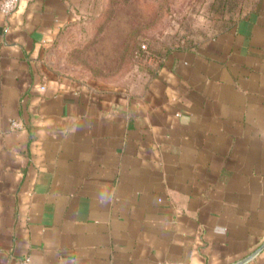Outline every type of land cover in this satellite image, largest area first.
<instances>
[{
	"label": "crops",
	"instance_id": "0c3cea01",
	"mask_svg": "<svg viewBox=\"0 0 264 264\" xmlns=\"http://www.w3.org/2000/svg\"><path fill=\"white\" fill-rule=\"evenodd\" d=\"M75 1L0 13V264H264V0L129 88L59 68Z\"/></svg>",
	"mask_w": 264,
	"mask_h": 264
},
{
	"label": "rangeland",
	"instance_id": "374dc122",
	"mask_svg": "<svg viewBox=\"0 0 264 264\" xmlns=\"http://www.w3.org/2000/svg\"><path fill=\"white\" fill-rule=\"evenodd\" d=\"M255 1L76 0L56 42L58 66L80 81L136 87L166 50L213 34Z\"/></svg>",
	"mask_w": 264,
	"mask_h": 264
},
{
	"label": "built area",
	"instance_id": "2783aa9c",
	"mask_svg": "<svg viewBox=\"0 0 264 264\" xmlns=\"http://www.w3.org/2000/svg\"><path fill=\"white\" fill-rule=\"evenodd\" d=\"M26 1H29V0H1V3H0V13H2L3 15H10L12 14L17 8L18 6L20 5V3L22 2H26ZM142 47H144L142 45ZM11 126L14 127V128H20L21 125L16 122V121H12L11 122ZM19 264H33L31 258L29 256H24ZM164 264H186V263H182V262H166Z\"/></svg>",
	"mask_w": 264,
	"mask_h": 264
},
{
	"label": "water",
	"instance_id": "95a60500",
	"mask_svg": "<svg viewBox=\"0 0 264 264\" xmlns=\"http://www.w3.org/2000/svg\"><path fill=\"white\" fill-rule=\"evenodd\" d=\"M263 247H264V243H263V245H261V247H259L254 253H252L249 257H247V258L245 259V261H247V260L251 259L253 256H255V254H257V253H258Z\"/></svg>",
	"mask_w": 264,
	"mask_h": 264
}]
</instances>
